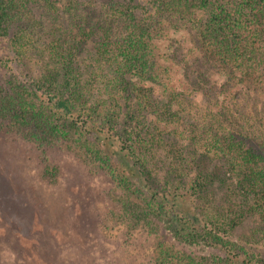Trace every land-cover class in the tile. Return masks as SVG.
I'll list each match as a JSON object with an SVG mask.
<instances>
[{"label":"trees","instance_id":"1","mask_svg":"<svg viewBox=\"0 0 264 264\" xmlns=\"http://www.w3.org/2000/svg\"><path fill=\"white\" fill-rule=\"evenodd\" d=\"M60 1L0 0V130L107 176L125 264H264V0Z\"/></svg>","mask_w":264,"mask_h":264},{"label":"rangeland","instance_id":"2","mask_svg":"<svg viewBox=\"0 0 264 264\" xmlns=\"http://www.w3.org/2000/svg\"><path fill=\"white\" fill-rule=\"evenodd\" d=\"M89 17L96 20L93 12ZM182 39L184 47V33ZM6 73L0 64V78ZM45 167L56 168L53 180L43 176ZM110 188L102 171H88L59 142L0 130V264H125L122 238L99 228Z\"/></svg>","mask_w":264,"mask_h":264}]
</instances>
